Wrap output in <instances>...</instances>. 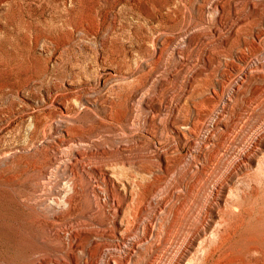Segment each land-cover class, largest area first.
Returning a JSON list of instances; mask_svg holds the SVG:
<instances>
[{
    "label": "rangeland",
    "instance_id": "rangeland-1",
    "mask_svg": "<svg viewBox=\"0 0 264 264\" xmlns=\"http://www.w3.org/2000/svg\"><path fill=\"white\" fill-rule=\"evenodd\" d=\"M261 65L264 0H0V264L124 258L147 212L137 232L124 210L122 237H80L68 255V228L109 193L151 212L167 197L243 201L231 243L264 236ZM209 111L196 136L172 133V119ZM98 162L112 189L93 173ZM165 215L155 213L160 229Z\"/></svg>",
    "mask_w": 264,
    "mask_h": 264
},
{
    "label": "bare ground",
    "instance_id": "bare-ground-1",
    "mask_svg": "<svg viewBox=\"0 0 264 264\" xmlns=\"http://www.w3.org/2000/svg\"><path fill=\"white\" fill-rule=\"evenodd\" d=\"M261 67L264 68V65ZM239 83L236 84L237 88ZM209 113L210 111L204 114L197 112L196 118L191 124L180 117L172 119L170 123L172 133L177 137H185L187 132L196 136L198 131L206 125L205 120ZM217 121L216 118L210 128H215ZM100 123L109 125L105 120ZM209 139L210 136L207 135L204 141L207 142ZM156 152L158 158L164 155L161 150ZM143 161L145 158H141L139 163V175L144 179V173H148V165L141 164ZM107 167L98 162L93 165L92 171L97 175V180L112 189L114 186L113 174ZM184 173L185 169L178 170V184L181 183V175ZM91 186L94 190L98 188L94 184ZM75 187L76 183L74 182ZM151 188L152 184L149 186L148 192ZM170 192H172V188L167 191L166 196H170ZM168 198L157 201L154 212L148 210L146 201H134V203L130 201L124 205L122 201L115 200L111 193L108 194L109 201H90L84 223L68 228V255L72 256L73 251L79 246L80 237L87 240L92 235L102 237L106 233L116 235V232L122 237L123 234H120V230L125 228L123 212L126 210L127 219L132 218V224L125 230L134 228V232H137L140 227L138 220L145 212H147V220L142 226L141 233L137 234L130 243L126 256L124 258L107 256L106 264H127L133 248L134 253L137 252L134 264H192V260L189 262L188 257L193 252H200L204 255L203 264H264V236L261 233L258 236L241 237L237 244L231 243L232 235L244 220L245 205L243 201L228 203L219 201L215 196V201L202 204L188 201L173 204L168 201ZM161 211L166 213L162 218L165 219L164 229H160L154 223L155 213ZM109 216L112 219L111 225L105 223V219ZM207 227L212 232L210 237L206 234ZM210 239L211 241H209ZM140 245H143L142 249H140ZM41 260V258H37V264Z\"/></svg>",
    "mask_w": 264,
    "mask_h": 264
}]
</instances>
